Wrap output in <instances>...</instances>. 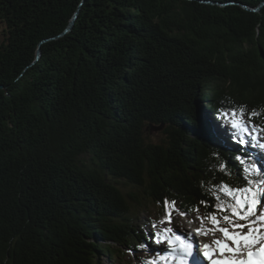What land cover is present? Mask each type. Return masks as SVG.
<instances>
[{"label": "trees", "instance_id": "1", "mask_svg": "<svg viewBox=\"0 0 264 264\" xmlns=\"http://www.w3.org/2000/svg\"><path fill=\"white\" fill-rule=\"evenodd\" d=\"M199 107L245 123L234 149ZM250 125L264 136V0H0V264L116 262L145 246L143 201L231 216L220 186L264 180Z\"/></svg>", "mask_w": 264, "mask_h": 264}, {"label": "rangeland", "instance_id": "2", "mask_svg": "<svg viewBox=\"0 0 264 264\" xmlns=\"http://www.w3.org/2000/svg\"><path fill=\"white\" fill-rule=\"evenodd\" d=\"M200 107L203 108V104H201ZM200 107H199V111L201 115L203 116L202 119H205V116H206L207 119H209V125L212 124L213 127L217 126L223 129L222 131L226 133V137L221 136V139L224 145L227 144L226 139H225L227 138L230 142V147H228V149L230 150L234 149L233 146L235 145V141L232 140L230 136L234 132L237 133L241 130L237 128H233L231 121L233 119L237 120V122L242 124L243 128L245 126V123L231 116H229V119L227 121L218 123L211 116H208L209 114H207L206 112L205 114H203ZM214 131L216 132L217 129H214ZM246 135L248 137L253 136L256 139L255 140L256 145L253 146V148L251 149L252 150L251 160L255 162V167L260 169L261 172H263L262 175L264 177V148H261V145H264V136L260 135L257 128H255L252 125L247 127ZM148 136L155 143H162V140L165 138L162 131L158 129L151 130L148 133ZM125 190L129 192H136V190L129 185L125 186ZM253 190L260 193V195L258 196L259 203L257 205L254 215L248 217L247 220H243V221L237 220L236 217H231L233 221V223L231 224L225 223L223 220V217H219L218 219H219L220 227H226L232 233L239 232L241 235H247L249 232L250 226H251L259 230H262L263 233L260 232V234L264 235V222H261L258 220L259 216L264 215V180H263L262 185L257 184L253 188ZM143 205L144 207L140 208L136 213L138 215L135 216L134 218V223H133L132 228L138 233H142L143 235L148 236L147 241L145 242L144 248L124 251L125 255L121 256L119 260L116 262L108 259L106 255H100L101 264H144L143 260L147 257H155L156 259L164 257L162 261H157V264H159L160 262H162L163 264H181L183 253L181 251L179 252L176 251L177 249L181 247L180 243L178 247L176 248L174 247L173 249L172 247H170V245L166 244L167 237L170 234L175 235V237L178 236V234L175 232V225L178 224L179 221L185 220L186 222V227L185 229H183L184 234L186 236V238L184 239L185 242H192V240L195 237L193 236V233L191 231L192 225H190L193 220H196L200 224V229H204V230L207 229V231L210 234L212 233L213 235H215L219 232L218 230H215L214 226L210 223V221L207 219L205 214L200 213V212H197L191 215L186 214V212L181 210L182 205L180 203L173 204L174 207L170 205L167 211H163L162 209L158 208L157 206H155L154 204L148 201H143ZM169 213H170V218H169ZM189 220L191 221V223L189 222ZM241 224L244 225L243 228L238 227V225H241ZM166 229H169L171 231L165 232ZM200 229L197 230L198 243H199L197 245H199L200 247V250H199L200 253H202L204 256L202 259L206 260L204 253L205 251H208V250H211L212 254L214 256H217L218 259L220 260L232 258L233 253L228 252L227 250H225L224 255H221L220 251L217 249V246L212 241L209 244H206L209 246V249H206L205 245L203 246L204 242L200 241L201 237L206 238L204 234L199 231ZM158 239H159V242H157ZM223 239L224 237L220 240H223ZM176 242H179V241H176ZM227 243L229 244L230 247L231 246L233 248L235 247V245L232 244L231 241H228ZM261 244H264V242H261ZM261 244L254 245L252 250L253 251L256 250L258 253L259 248L261 247ZM240 258H244V257H240ZM187 263H188V260L187 259L184 260V264H187Z\"/></svg>", "mask_w": 264, "mask_h": 264}, {"label": "snow or ice", "instance_id": "3", "mask_svg": "<svg viewBox=\"0 0 264 264\" xmlns=\"http://www.w3.org/2000/svg\"><path fill=\"white\" fill-rule=\"evenodd\" d=\"M236 113H233L235 117ZM256 115V113H253ZM240 116H243V109L240 111ZM232 127L237 128L241 131L245 129L242 127V124L237 122V120L233 119L231 121ZM247 170V169H246ZM252 171L254 173H258L260 169L256 168L255 166L252 167ZM249 184H252V181H248ZM223 192L226 196L231 197L234 201L232 204H224L218 203L216 208L221 212H230L231 216L225 215L223 220L227 224L233 223L231 217H236L237 220L243 221L247 220L248 217L254 215L257 205L259 203L258 196L260 193L253 190L252 188H243L240 189H233L227 184H223L220 186L219 189ZM217 201L220 200V196H215ZM174 207V205H172ZM243 209V211H242ZM170 218V213H169ZM207 219L210 223L214 226L215 230H218L222 236L224 237L223 240L217 239L214 240V244L217 246V249L220 251L221 255H224L225 250L228 252L233 253L232 258L224 259V260H216L213 261V264H264V235L260 234V230L254 227H250L249 232L247 235H241L239 232L232 233L226 227H220L219 219L215 214H209ZM258 220L264 222V215L258 217ZM238 227L243 228L244 225H238ZM171 230L166 229L165 232H169ZM200 232L203 234H207V230L200 229ZM176 241H179L181 247L177 249V251H181L183 253V257L181 259V264H184V260L187 258H191L193 256V248L194 245L191 242H185L181 239L180 236H176ZM231 241L235 247H230L227 243ZM159 242V239L157 240ZM169 243H173V241L169 240ZM261 244L259 248V253L257 254L252 250L254 245ZM206 249H209L208 245H205ZM205 257L211 259L212 252L211 250L205 251ZM244 257V258H240ZM164 259V257H161ZM150 264H154V262H150Z\"/></svg>", "mask_w": 264, "mask_h": 264}, {"label": "bare ground", "instance_id": "4", "mask_svg": "<svg viewBox=\"0 0 264 264\" xmlns=\"http://www.w3.org/2000/svg\"><path fill=\"white\" fill-rule=\"evenodd\" d=\"M216 129H217V131H216V133L219 135V133L221 134V135H224V136H226V133L224 132V131H222L223 129H221V128H219V127H215ZM226 139V145H223V146H225V147H230V142H229V140L227 139V138H225ZM227 150V149H226ZM262 153V152H261ZM257 163V162H256ZM189 222L191 223V221L189 220ZM190 225H192V229H191V231H192V233H193V236H195L194 237V239L192 240V242L191 243H193V245H194V248H193V256L191 257V258H187V260H188V263L187 264H210L211 263V261H210V263H209V260H208V258L206 257L205 259L206 260H204V259H202L204 256H203V254L202 253H200V247H199V245H197V244H199L198 243V234H197V230L198 229H200V224L196 221V220H193L192 221V223L190 224ZM255 226V225H254ZM185 227H186V222H185V220L184 221H179L178 222V224H176L175 225V232L179 235V236H181V237H185L186 238V236H185V234H184V231H183V229H185ZM188 227V226H187ZM251 227V226H250ZM263 229V228H262ZM207 230V229H206ZM236 231H238V230H236ZM260 232H262V230H260ZM263 233V232H262ZM202 234V233H201ZM204 236L206 237V238H203V237H199L200 238V241H203L204 242V244H203V246L204 245H206V244H209L211 241L212 242H214V240H217V239H222L223 238V236H222V234H220L219 232L217 233V234H215V235H213L212 233L210 234L208 231H207V234H204ZM175 235H173V234H170L168 237H167V241H166V244L167 245H170V247H172V249L175 247H178V245H179V242H176V240H175ZM169 240H171V241H173V243H169L168 241ZM232 243V242H231ZM213 246V245H212ZM232 247V246H231ZM257 248V247H256ZM177 251V250H176ZM214 251V250H213ZM177 252H179V251H177ZM254 252H256L257 253V251L255 250ZM259 253V252H258ZM257 253V254H258ZM218 255V254H217ZM212 256H213V261L214 260H217L216 258H218L217 256H214L213 254H212ZM230 256V255H229ZM208 261V262H207ZM212 261V262H213Z\"/></svg>", "mask_w": 264, "mask_h": 264}, {"label": "water", "instance_id": "5", "mask_svg": "<svg viewBox=\"0 0 264 264\" xmlns=\"http://www.w3.org/2000/svg\"><path fill=\"white\" fill-rule=\"evenodd\" d=\"M245 8H246V9H249L248 7H245ZM259 10H260V7H258L257 9H255V10H253V11L258 12ZM79 13H80V10L74 14V17H73V19H72L70 25L67 27L66 31L63 33V36H64L65 34H67V33L72 29L73 26H75V22H76V20H77L78 17H79ZM61 36H62V35H60V36H58V37H61ZM44 42H45V41H44ZM41 53H42V51L39 50L38 56H40Z\"/></svg>", "mask_w": 264, "mask_h": 264}, {"label": "clouds", "instance_id": "6", "mask_svg": "<svg viewBox=\"0 0 264 264\" xmlns=\"http://www.w3.org/2000/svg\"><path fill=\"white\" fill-rule=\"evenodd\" d=\"M261 148H264V145H261ZM237 159H239V158L237 157ZM219 171L221 173L225 172V167H224L223 163L220 164ZM213 194H215V193H213Z\"/></svg>", "mask_w": 264, "mask_h": 264}]
</instances>
